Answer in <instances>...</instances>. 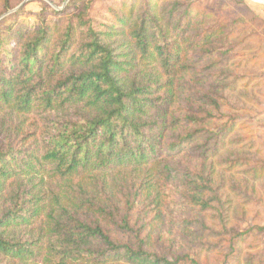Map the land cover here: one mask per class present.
Here are the masks:
<instances>
[{"label":"trees","instance_id":"trees-1","mask_svg":"<svg viewBox=\"0 0 264 264\" xmlns=\"http://www.w3.org/2000/svg\"><path fill=\"white\" fill-rule=\"evenodd\" d=\"M23 1L0 0V264H264V19L37 0L26 25Z\"/></svg>","mask_w":264,"mask_h":264},{"label":"rangeland","instance_id":"rangeland-1","mask_svg":"<svg viewBox=\"0 0 264 264\" xmlns=\"http://www.w3.org/2000/svg\"><path fill=\"white\" fill-rule=\"evenodd\" d=\"M243 1L251 11H253L257 16L264 19V4L262 2H255L254 0ZM55 3H57V1H55ZM200 4L214 13H216L223 6L221 0H200ZM24 6L30 14L22 17L20 21L26 25H30L33 23L34 15L40 10L41 5L39 2H37V0H30ZM248 54L252 59V66L250 69L256 72H264V43L260 47L256 45V47L250 49L248 51ZM256 58H259L260 61L256 62L258 61ZM253 124H264V113L255 117Z\"/></svg>","mask_w":264,"mask_h":264},{"label":"water","instance_id":"water-1","mask_svg":"<svg viewBox=\"0 0 264 264\" xmlns=\"http://www.w3.org/2000/svg\"><path fill=\"white\" fill-rule=\"evenodd\" d=\"M30 0H24L17 8H15L13 11H15V10H17V9H20V8H22L26 3H28ZM68 0H65V2H64V4H63V6L66 4V2H67ZM53 8H55V9H58V8H56L54 5H51ZM63 6H62V8H63Z\"/></svg>","mask_w":264,"mask_h":264},{"label":"bare ground","instance_id":"bare-ground-1","mask_svg":"<svg viewBox=\"0 0 264 264\" xmlns=\"http://www.w3.org/2000/svg\"><path fill=\"white\" fill-rule=\"evenodd\" d=\"M255 2H262L264 4V0H254Z\"/></svg>","mask_w":264,"mask_h":264}]
</instances>
